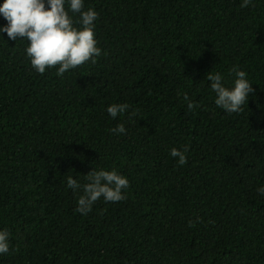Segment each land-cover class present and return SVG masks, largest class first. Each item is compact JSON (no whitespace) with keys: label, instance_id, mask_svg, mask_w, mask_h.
<instances>
[{"label":"trees","instance_id":"16d2710c","mask_svg":"<svg viewBox=\"0 0 264 264\" xmlns=\"http://www.w3.org/2000/svg\"><path fill=\"white\" fill-rule=\"evenodd\" d=\"M240 5L85 0L102 54L63 77L0 36V264H264V0ZM233 66L255 89L240 113L206 79ZM113 103L129 109L113 119ZM93 167L130 183L82 215L66 179Z\"/></svg>","mask_w":264,"mask_h":264},{"label":"clouds","instance_id":"9594fccd","mask_svg":"<svg viewBox=\"0 0 264 264\" xmlns=\"http://www.w3.org/2000/svg\"><path fill=\"white\" fill-rule=\"evenodd\" d=\"M251 3L252 0H241L240 6L248 7ZM0 16L6 20V24L0 25V36L6 33L8 40L27 41L25 53L39 74H44L47 68H56V74L63 77L86 62L95 63L102 54L95 33L99 14L94 7L85 9V0H0ZM230 75L231 83L226 82L220 72L209 71L206 79L215 93V105L228 113H240L243 106L248 105L250 94L255 96V89L246 71L238 66L230 69ZM184 99L190 110L198 107L187 94ZM128 109L127 103H113L106 110L115 119ZM111 132L122 135L126 132L125 125L120 123ZM186 153L187 147L170 150V155L177 158L181 166L187 163ZM85 179L87 182L83 185L72 176L66 179L67 188L74 192L82 189L76 208L82 215H87L101 197L106 202L124 199V190L130 183L115 168L93 167L85 174ZM257 192L264 196V186L258 187ZM9 251L10 233L0 229V255Z\"/></svg>","mask_w":264,"mask_h":264}]
</instances>
